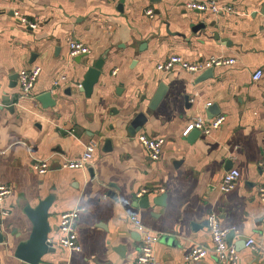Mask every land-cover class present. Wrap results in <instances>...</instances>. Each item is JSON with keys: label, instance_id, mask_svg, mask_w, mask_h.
<instances>
[{"label": "crops", "instance_id": "0c3cea01", "mask_svg": "<svg viewBox=\"0 0 264 264\" xmlns=\"http://www.w3.org/2000/svg\"><path fill=\"white\" fill-rule=\"evenodd\" d=\"M192 1L202 0H0V83L8 105L0 107V185L12 188L2 205L9 215L0 216L8 236L0 245V264H29L15 257L33 230L24 209L49 198L52 243L61 238V214L86 208L77 228L81 251L55 247L39 264H135L141 236L131 215L160 235L159 264H183L196 245L212 246L211 212L223 227L236 229L228 241L239 250L238 264H264V254L245 247L248 238L264 245V202L258 196L264 185V0H216L235 9L220 15L189 10ZM71 42L83 43L91 54L72 59ZM172 55L236 63L215 67L212 75L179 67L158 71ZM99 59V81L87 96L80 85ZM34 66L41 74L22 97L11 78ZM257 70L263 77L255 82ZM62 74L69 81L54 88ZM160 84L167 94L151 110ZM47 92L54 107L37 100ZM140 112L147 122L132 134L129 127ZM218 116L226 119L210 134L181 136L196 117L208 125ZM140 135L164 139L158 161L149 158ZM91 141L97 149L89 168L61 169ZM35 159H51L49 172L37 173ZM232 169L240 179L222 193ZM143 190L148 192L139 197ZM143 198L148 207H141ZM197 264L222 263L208 256Z\"/></svg>", "mask_w": 264, "mask_h": 264}, {"label": "built area", "instance_id": "2783aa9c", "mask_svg": "<svg viewBox=\"0 0 264 264\" xmlns=\"http://www.w3.org/2000/svg\"><path fill=\"white\" fill-rule=\"evenodd\" d=\"M187 8L191 11H197L200 13H211L213 15H220L223 13H234L235 9L230 6H220L216 0H202L192 1L187 3ZM3 10L0 9V15ZM147 15L152 16L153 11L150 9L146 11ZM31 27L35 28L36 25L31 24ZM70 57L72 59L79 56H87L91 54V49L79 42H71L69 45ZM236 63L235 59L232 58H209L203 61L188 62L185 61L181 56L172 55L163 63L157 65V70L161 72H168L175 67H179L182 70L199 75L209 69L223 65H233ZM41 67L34 66L30 69H23L18 73V83L21 89L22 97H28L39 76L41 74ZM263 77V71L257 70L253 75L255 82L260 81ZM69 81L68 77L64 74L60 75L53 82L54 88L60 87ZM81 88V85H80ZM3 85L0 83V107L6 108L8 105L3 103ZM210 106V105H209ZM225 116H218L211 120L208 125L205 124L202 117H196L194 121L188 124L181 132V136L185 139L189 137L190 133L194 130H200L205 134H210L214 130L218 129L225 121ZM138 141L146 149L148 156L153 161H158L162 154V147L164 139L151 138L145 135H140ZM97 149V143L91 141L86 145L83 154L74 160L66 161L61 164V169L69 170H86L92 164L94 153ZM51 160V159H50ZM50 160H34L33 168L40 175H44L50 170ZM260 171L264 176V159L260 162ZM240 172L237 169L228 171L220 185V191L222 193L231 192L237 185L240 179ZM12 188L10 185H0V216L6 217L9 215V211L2 208L3 203L11 194ZM148 190H143L139 193V197L146 194ZM258 196L261 201L264 202V185L258 190ZM86 212V208L83 206H77L75 209L65 212L60 216L59 230L61 238L56 242L49 243L53 244V247H63L71 252H80L81 246L78 241V221L80 215ZM135 231L141 236V247L139 249V255L135 260V264H159L156 257V245L160 242V235L149 229L142 219L138 215H131L128 217ZM208 228L211 236L212 246L210 248L202 245H196L190 250L184 257L183 264H197L204 260L208 256L214 257L219 263L222 264H238L240 260V253L238 248L229 243L228 237L230 234L236 232L235 228L223 227L221 225L220 217L218 213L211 212L208 216ZM245 247L257 254H264V245L258 243L253 238H248L245 241Z\"/></svg>", "mask_w": 264, "mask_h": 264}, {"label": "water", "instance_id": "95a60500", "mask_svg": "<svg viewBox=\"0 0 264 264\" xmlns=\"http://www.w3.org/2000/svg\"><path fill=\"white\" fill-rule=\"evenodd\" d=\"M204 25L200 24L195 27L196 29L203 28ZM84 56H79L76 58V61L80 62ZM103 59H99L92 67H90L84 77V80L81 84V92L85 93L87 96H91L95 85L99 81L101 70L103 67ZM213 73V69H209L203 75H208ZM210 75V76H211ZM18 75H15L11 78L13 81H17ZM14 84V83H13ZM167 94V87L164 84H160L157 92L155 93L149 109L155 110L160 103L163 101L164 97ZM37 100L43 105L44 108L54 107L57 103L52 97L51 92L44 93L40 95ZM189 101V98H188ZM14 109V108H13ZM214 106H210L209 110L214 113ZM147 122V119L144 113L140 112L137 114L135 119L132 121L129 132L136 133L141 130L144 124ZM106 145L111 150V141L107 140ZM52 198L40 202L36 208H31L26 206L24 209L25 214L30 219L33 224V230L26 242H22L17 247L15 252V257L29 264H39L42 257L48 253L55 251L53 244L48 242V235L51 232L50 225L48 223L49 209L51 207ZM140 205L148 207V199L143 198L140 201ZM8 242V236L6 233H3L2 224L0 223V245Z\"/></svg>", "mask_w": 264, "mask_h": 264}]
</instances>
